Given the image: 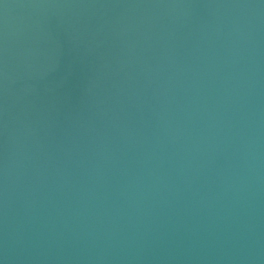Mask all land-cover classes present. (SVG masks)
Segmentation results:
<instances>
[{"label": "water", "instance_id": "obj_1", "mask_svg": "<svg viewBox=\"0 0 264 264\" xmlns=\"http://www.w3.org/2000/svg\"><path fill=\"white\" fill-rule=\"evenodd\" d=\"M0 264H264V0H0Z\"/></svg>", "mask_w": 264, "mask_h": 264}]
</instances>
